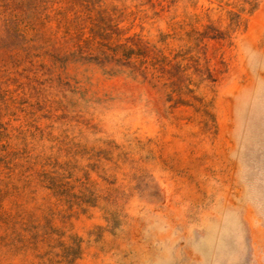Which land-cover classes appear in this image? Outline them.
Listing matches in <instances>:
<instances>
[{"label": "rangeland", "instance_id": "rangeland-1", "mask_svg": "<svg viewBox=\"0 0 264 264\" xmlns=\"http://www.w3.org/2000/svg\"><path fill=\"white\" fill-rule=\"evenodd\" d=\"M0 264H264V0H0Z\"/></svg>", "mask_w": 264, "mask_h": 264}, {"label": "trees", "instance_id": "trees-1", "mask_svg": "<svg viewBox=\"0 0 264 264\" xmlns=\"http://www.w3.org/2000/svg\"><path fill=\"white\" fill-rule=\"evenodd\" d=\"M73 256V255H72Z\"/></svg>", "mask_w": 264, "mask_h": 264}]
</instances>
